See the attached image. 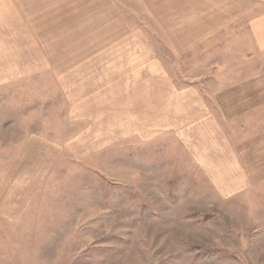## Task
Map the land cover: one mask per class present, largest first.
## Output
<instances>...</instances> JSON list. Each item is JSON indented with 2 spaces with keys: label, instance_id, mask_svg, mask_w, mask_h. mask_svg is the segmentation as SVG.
Wrapping results in <instances>:
<instances>
[{
  "label": "rangeland",
  "instance_id": "374dc122",
  "mask_svg": "<svg viewBox=\"0 0 264 264\" xmlns=\"http://www.w3.org/2000/svg\"><path fill=\"white\" fill-rule=\"evenodd\" d=\"M263 12L0 0V264H264V164L212 178L178 131L195 114L165 101L221 112Z\"/></svg>",
  "mask_w": 264,
  "mask_h": 264
},
{
  "label": "crops",
  "instance_id": "0c3cea01",
  "mask_svg": "<svg viewBox=\"0 0 264 264\" xmlns=\"http://www.w3.org/2000/svg\"><path fill=\"white\" fill-rule=\"evenodd\" d=\"M249 31L254 42L244 48L246 74L226 94L216 97L221 110L217 118L195 92H190L194 98L186 91L170 94L165 100L181 115L195 114L192 119L196 123L178 131L185 141H193L186 142L190 153L212 178L244 180L258 164H264V12L250 20ZM236 73L231 72L227 78H235Z\"/></svg>",
  "mask_w": 264,
  "mask_h": 264
}]
</instances>
